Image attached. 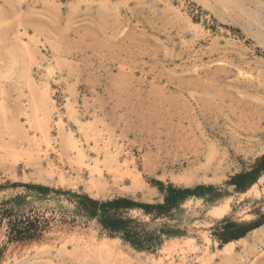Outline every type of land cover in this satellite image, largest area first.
<instances>
[{"label":"rangeland","instance_id":"374dc122","mask_svg":"<svg viewBox=\"0 0 264 264\" xmlns=\"http://www.w3.org/2000/svg\"><path fill=\"white\" fill-rule=\"evenodd\" d=\"M251 1L0 0V264H264V0ZM159 183L194 193L161 216L129 210L151 250L75 197L159 206ZM9 211L49 229L7 244Z\"/></svg>","mask_w":264,"mask_h":264},{"label":"trees","instance_id":"16d2710c","mask_svg":"<svg viewBox=\"0 0 264 264\" xmlns=\"http://www.w3.org/2000/svg\"><path fill=\"white\" fill-rule=\"evenodd\" d=\"M264 162V158H263ZM160 190L166 193L164 205L139 206L128 199H115L112 201L101 202L93 200L88 196L75 195L77 205L82 213H85L90 218H95L99 222L103 231L111 237H119L125 242H128L139 249L151 250L159 244V238L150 234L148 224H145L138 219L129 215V210L135 207L149 210L159 211V215H163L170 206L175 202L184 200L188 196L193 195L191 189H177L170 185L167 189L163 183H159ZM158 216L152 219V222L158 219ZM7 220V244H25L40 240L44 232L49 229V220L44 216L30 215L28 217H18L12 212H6L2 215L1 225ZM260 225L255 224L248 228L245 234L251 230L257 229ZM241 234L233 237L237 239L243 237ZM227 242V240H225ZM5 247L0 248V255Z\"/></svg>","mask_w":264,"mask_h":264},{"label":"bare ground","instance_id":"6f19581e","mask_svg":"<svg viewBox=\"0 0 264 264\" xmlns=\"http://www.w3.org/2000/svg\"><path fill=\"white\" fill-rule=\"evenodd\" d=\"M207 1V0H206ZM236 1V0H235ZM239 2H238V6L240 7V8H246V4H245V2L247 1V0H238ZM253 1V0H252ZM252 1H251V3H252ZM255 1V0H254ZM249 2V1H248ZM256 2V1H255ZM258 3V2H257ZM234 4V3H233ZM253 4H255V3H253ZM258 5H262L261 3L260 4H258ZM234 6V5H233ZM253 6V5H252ZM255 7H257L256 5H254ZM263 6V5H262ZM236 8H237V6H236ZM264 8V7H263ZM255 10V9H254ZM264 11V10H263ZM240 12H241V10H240ZM239 14V13H238ZM237 14V15H238ZM244 14V13H243ZM249 30H251V29H249ZM251 32V31H250ZM79 240V239H78ZM110 241V240H109ZM109 241L108 240H106V239H104V238H102V237H99V239H98V243H96L97 244V246H99V247H108L109 246ZM112 242H114L115 240H111Z\"/></svg>","mask_w":264,"mask_h":264}]
</instances>
